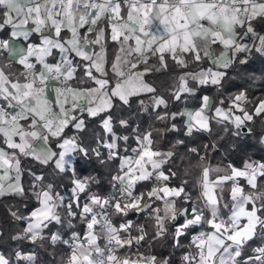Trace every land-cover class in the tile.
Wrapping results in <instances>:
<instances>
[{
  "label": "snow or ice",
  "instance_id": "obj_1",
  "mask_svg": "<svg viewBox=\"0 0 264 264\" xmlns=\"http://www.w3.org/2000/svg\"><path fill=\"white\" fill-rule=\"evenodd\" d=\"M0 264H264V0H0Z\"/></svg>",
  "mask_w": 264,
  "mask_h": 264
},
{
  "label": "trees",
  "instance_id": "obj_2",
  "mask_svg": "<svg viewBox=\"0 0 264 264\" xmlns=\"http://www.w3.org/2000/svg\"><path fill=\"white\" fill-rule=\"evenodd\" d=\"M164 79H165L164 77H161V79L158 80L157 83H161ZM189 106H190V107H195V102L189 101ZM95 127H96V128L99 127V122H98V121H97V124L95 125ZM250 152H251V153H254V154H256V155H261V154H262V153L258 152L257 148H252V149L250 150ZM231 159H233V160H237L236 157H231ZM237 163H238V160H237ZM156 250H157V251H160V250H161L159 245L157 246Z\"/></svg>",
  "mask_w": 264,
  "mask_h": 264
}]
</instances>
